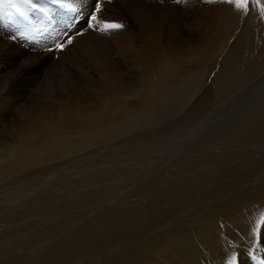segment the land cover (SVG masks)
<instances>
[{
	"label": "rangeland",
	"instance_id": "obj_1",
	"mask_svg": "<svg viewBox=\"0 0 264 264\" xmlns=\"http://www.w3.org/2000/svg\"><path fill=\"white\" fill-rule=\"evenodd\" d=\"M121 1L103 0L102 11L99 15L104 20L113 22V18L123 14L127 24L125 25L128 28H133L136 20L144 19L145 12L148 16L156 17V21L160 24L163 21L165 23L167 21L188 22V28H183V30L187 34H194L196 28L193 26V21H195L197 13L199 14L195 7L198 6L197 0H191L189 5L185 4V6H176L171 3V0H166L165 3H160L159 0ZM90 2L92 4L88 6L84 4L82 7L85 10L88 8L89 12L85 13V16L77 21L76 26L72 29L65 26L68 21L60 9H56V12L52 14L51 23L45 21L44 13L37 10H32L29 13L31 25L19 16L22 20L21 23L28 28L20 38L4 35L2 32V30L6 31L4 25L8 30L16 27L13 17L18 15L10 16L13 10L8 8L0 12V38L3 39L6 48H15L18 55L28 58L27 63L22 64L18 71L19 75L17 74V76L19 77L10 86L12 90L17 88L20 95L19 100L24 96L26 98V94H32L35 91L32 99L40 105L48 101L47 96L51 93L56 96L60 92L59 89L67 87L69 89L71 81L83 85L82 81L77 78L78 70L76 69L78 64L80 65L83 61L84 56L80 51L73 50L75 41L81 36H74V33L76 27L80 29L86 27L87 14L95 10L96 0ZM133 11L136 15L133 14ZM194 11L196 15L195 13L192 15ZM245 15L247 17L248 13ZM243 19L231 32L232 35L223 50L217 54L212 51L211 59L207 60L203 68L196 70L193 66H187L186 64H189L190 61L175 69L165 62L163 65L160 64L162 68L156 71L152 85L147 89V94L143 92L141 93L142 97L139 96L140 98L135 100L151 113L149 127L141 126L128 136L111 137L112 140L107 139L100 144L98 142L89 144L82 150L71 152L62 158L44 156L42 164L28 167L5 168L4 166L11 161V158L8 157L9 155L4 158L0 156V263L3 260V262L7 261L8 258L28 259L29 256L36 254H40L39 257L48 256L53 245L59 242V238H67L76 233L80 224L82 225L94 215L99 214L108 207V204L113 202L134 203L141 198H146L144 195L149 194V190L156 192L163 189L166 186V181H177L176 183L189 181L188 189L183 191L182 195L179 194V198H172L168 208H166V202L155 205L152 208V221L135 227L124 238L119 236L118 246L113 244L112 248L108 250L107 261H111L114 257L116 264H131L132 261L128 256L141 253L143 246L147 243L144 241L149 240L152 235H156L163 228L162 225L166 224L167 226L169 221L177 219L181 213L186 215L190 210L193 215L197 214V211L207 204V198H210L212 204L214 201L225 199L227 189L229 192L232 189L241 188L248 184L252 178L264 180L255 175L264 173V55H260L258 50L252 49L254 45L263 41L264 27L258 28L249 23L247 27L244 26L243 30ZM256 20H258L257 16ZM53 26L65 28V32L67 31L73 37V46L72 44L68 45L62 52L56 51L54 47L52 58H46L45 55L39 58L43 52L41 40L47 30ZM18 31L21 33L19 27ZM88 33L97 35L95 36L97 38L104 37L91 30ZM65 39L66 37L63 36L58 42L62 43ZM73 52L75 53L73 54ZM253 53H255L254 57ZM17 59L14 64H11L12 69H14V65L20 64V59ZM28 63L41 64L40 79L32 82V88H30L31 85L26 86L29 83L21 84L22 79H30L31 75L28 74V76L22 71ZM198 63L202 64L201 61ZM11 67L3 66L5 70H10ZM27 67L29 68L26 65L25 71H27ZM44 76L48 80H45ZM189 80L195 81V86L191 91L187 89ZM214 82L215 84H213ZM15 84L16 86H14ZM41 84L45 87L41 90L36 89ZM13 86L14 88H12ZM37 90L41 92H37ZM156 93H163L164 98L154 103L155 100H151L156 98ZM176 94L179 102L176 104L177 107H171L169 105ZM17 104L22 107L25 102L18 101ZM169 107H171V111L167 115L164 113L161 120L153 121L152 116L154 113H158L159 108L168 110ZM0 109H2L1 105ZM109 110L97 116L99 120L97 118L96 121L101 122L102 120L101 123L116 127L118 112L115 109ZM125 111L127 110L125 109ZM15 112L10 110L2 118L9 122L12 119H18L19 122L21 115L18 111ZM5 126L8 128L11 125L6 123ZM2 136V141L0 140L2 145L12 143L10 135ZM112 147L113 149H111ZM3 169L5 170L3 171ZM213 198H215L214 201ZM198 199L199 201H197ZM186 200L191 202L187 203ZM252 214L257 218L256 223L260 224L261 217L264 216V208H256ZM153 218L158 221L157 224H154ZM214 221L209 234L215 233L214 235L217 237L210 235L216 239V242L222 244L220 233H227L228 229L232 230V238L228 245L224 246L229 247L232 251L241 247L255 257V259L252 257L253 264H260V260L253 255L255 251L253 238L257 242L259 234H254L255 237L251 238L242 233L232 221L224 222L222 220L217 223ZM239 231L240 233H238ZM219 248L217 246L204 249L206 255L208 254L209 264H230L229 260L232 256L229 257L230 259L220 257ZM103 254L106 253L100 254L99 252L96 257H103ZM148 258L150 264H162L163 261V259L153 256H148ZM45 261H42L43 263L34 261L30 264H49ZM127 261L128 263H126ZM70 263L99 264L95 258L92 259L88 254L69 260V262H58L57 264Z\"/></svg>",
	"mask_w": 264,
	"mask_h": 264
},
{
	"label": "bare ground",
	"instance_id": "obj_2",
	"mask_svg": "<svg viewBox=\"0 0 264 264\" xmlns=\"http://www.w3.org/2000/svg\"><path fill=\"white\" fill-rule=\"evenodd\" d=\"M90 1L86 0L85 4L87 6L92 4ZM197 1L198 6L195 7L199 11V14L197 13L195 21H193V26L196 28L193 35L187 34L183 30V28H188V22L177 21L173 23L172 21H167L165 23L163 21L160 24L156 21V17L148 16L145 12L144 15L141 14L144 16V19L136 20L133 28L126 26L125 29L116 34L103 35L104 37L97 38L95 37L97 35L87 32L86 35L81 36V38L75 41L73 48L75 52L80 51L84 56L81 64H78V68L76 69L75 67L78 70L77 78L82 81L83 85L70 80L69 89L68 87L59 89L60 92L56 96L51 93V95L47 96L48 101L40 105L32 99L35 91L32 94L25 93L27 97L25 98L24 96L23 100H19V92L17 88H14L17 82L12 87L14 89H10L15 79L19 77L17 74L19 75L18 71L21 65L27 63L26 60L28 58L18 55L15 48H6L3 39L0 38V105L2 107L0 109V140L1 135L4 137L5 135H10V138H12V143H4L3 145L2 142L0 143V153H2L0 156L4 158L6 155H9L8 157L11 158V161L4 167H10L11 169V167H28L42 164L44 156L62 158V156L71 152L82 150L89 144L97 142L100 144L107 141V139L112 140V138L128 136L141 126L149 127L151 125L149 121L151 113L135 100L141 96V93L148 92L147 89L152 85L156 71L162 68L160 64L163 65L165 62L170 64L172 69H175L182 66L183 63L186 64V62L190 61L189 64H186L187 66H193L196 70L203 68L207 60L212 56V51L217 54V52L219 53L223 50L227 44V40L232 35L231 32L236 29L244 17L243 27L241 26L243 30L244 26L247 27L249 23L251 26L258 28L264 27V17L260 16L259 9L254 3L250 4L249 11L247 12L248 16L246 17V13L242 10H237L232 5L224 3L204 4L200 0ZM261 3L264 4V0H261ZM121 4L123 5V2ZM81 11L83 13L89 12L88 8L86 10L81 9ZM194 13L196 15L195 11L192 15ZM122 15L119 17L115 15L116 17L112 21L126 24V19ZM256 16L258 20L255 21ZM19 18V16L13 17V23L16 26L14 29L10 28L8 30L4 25L6 30H2L4 35H12V37L15 36L17 38L22 36L23 32L28 28L21 23L22 20ZM18 27L21 33L18 31ZM64 32L65 28L57 26L50 27L47 30L41 40L43 52L39 58L43 57V55L47 56L46 58L53 57L54 51L50 53L46 49H53L56 42L64 36ZM263 42L264 39L259 42L260 44L258 43L252 48L253 50H258L260 55H264ZM254 54H252L253 57ZM16 58L20 59L21 62L17 66L14 65V69H12L13 66L11 67V64L15 63ZM198 61H201L202 64H199ZM35 64H26L29 66V68L27 67V71H25L26 65L25 67L22 66L23 73L30 74L31 76L29 80L21 78L23 80L21 84L29 83L26 84L29 87L32 82L40 79L39 72L41 70L39 69L41 64ZM3 66L11 67V69H6V71ZM45 80H48V78H45ZM59 82L58 84L61 85ZM194 82L192 80L187 82L188 90L191 91L194 88ZM44 87L41 84L36 89L41 90ZM30 88H32V85ZM38 90L37 92H41ZM174 91L177 93L176 90ZM22 93L24 92L22 91ZM163 98V93H156V98L151 101L155 100V103L159 99L163 100ZM173 98L174 100L168 105L177 107L176 104L179 102L177 94ZM133 100L135 103H132L134 102ZM18 101H24L25 104L20 107L17 104ZM118 107L119 109H117ZM171 107L168 110L159 108L156 114L152 112L153 121L161 120L165 115L164 113L167 115L171 111ZM109 109H115L118 112L116 114V127L105 125L101 123L102 120L101 122L96 121L97 116H100L107 110L110 111ZM10 110L13 113L15 111L19 112V115H21L19 122L18 119H12L9 122L2 118ZM22 116L24 117L22 118ZM111 120L109 121L112 122ZM6 123L11 126L6 128ZM255 175L264 179V173L262 172ZM250 180L248 184L241 188L232 189L229 192L227 189V197L221 201H214L215 198H213L214 203L212 204L210 203V198H207V204L203 205L197 211V214L193 215L190 210L187 211L186 215H182L181 213L177 219L169 221L167 226L166 224L162 225L163 228L156 235H152L149 240L144 241V243H147L143 248L140 246L143 249L141 253L128 256L132 261L131 263L129 260V263L148 264V256H153L163 259L162 264H209L208 254L206 255L204 249L206 247L216 248L219 246L218 253L220 257L228 259L235 254L237 264H253V256L248 251L239 247L235 248L233 250L235 252L233 253L229 247L226 248L224 246L228 245L229 240L232 238V230L228 229L227 233H220L222 244H219L213 238L216 236L214 235L215 233H210L214 235L213 237L209 234V230L212 231L210 227L213 221L215 220L217 223L223 220L224 222L232 221L240 228L242 233L247 234L251 238L255 237L253 228L257 224V218L252 216V212L256 208H264V180L253 178ZM176 182L166 181V186L163 189L156 192L149 190L150 195L145 194L146 198H141L142 200L139 199L134 203L113 202L108 204V207L99 212V214L94 215L82 225L78 224L80 226L78 231L68 236L69 238H59V242L53 245L51 253L48 256L46 255L47 257H39L40 254H36L29 256L30 258L28 259L8 258L7 261L3 262V260L0 264H30L34 261L43 263L42 261L44 260L49 264H57L58 262H69V260L84 257L85 254H88L92 259L95 258L99 264H110L111 262L116 264L114 257L111 261H107L108 250L112 248L113 244L118 246L119 236L124 238L135 227L152 221V208L155 205L166 202V208H168L171 204V199L179 198V194L182 195L183 191L188 189L190 183L189 181ZM186 202L191 201L186 200ZM157 223L158 221L154 220V224ZM191 235L192 239L190 240ZM258 236L259 240L257 242L253 238L255 241L253 255L261 261L264 260V244L261 243L264 240V228L261 229ZM99 252L100 254L103 252L106 254H103V257H96ZM143 254L145 255L143 256ZM103 258L105 259L103 260Z\"/></svg>",
	"mask_w": 264,
	"mask_h": 264
},
{
	"label": "snow or ice",
	"instance_id": "obj_3",
	"mask_svg": "<svg viewBox=\"0 0 264 264\" xmlns=\"http://www.w3.org/2000/svg\"><path fill=\"white\" fill-rule=\"evenodd\" d=\"M86 0H0V12H3L5 8L12 9L11 15L20 16L28 24H32L29 20V13L32 10H37L44 13V20L51 23L53 16L52 14L56 12V9L62 10V14L67 19L68 23L66 27L72 29L76 26L77 21H80L85 13L81 11ZM111 2V0H108ZM160 3H165L166 0H159ZM173 4L185 5L191 2V0H171ZM204 4H215L224 3L234 6L237 10H242L247 13L250 8V4L254 3L259 9V14L264 17V4L261 0H200ZM103 0H96L95 10L88 13L86 17V27L80 29L76 27L74 35L84 36L89 30L99 35H113L126 28L123 22H109L104 20L99 14L102 11ZM55 6V7H52ZM66 37L64 42H57L55 44L56 51H64V49L73 43V37L64 32ZM47 51H52L51 48L46 49ZM264 228V216L261 217V223L256 224L253 228L254 234H259L261 229ZM264 244V240L261 241ZM255 259V257H253ZM230 264H237V258L235 254L232 255ZM260 264H264V260L260 261Z\"/></svg>",
	"mask_w": 264,
	"mask_h": 264
}]
</instances>
